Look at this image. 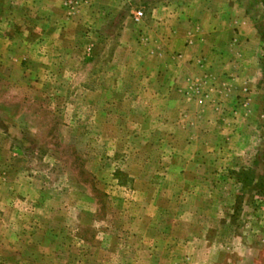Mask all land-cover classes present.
Returning <instances> with one entry per match:
<instances>
[{
    "label": "rangeland",
    "instance_id": "rangeland-1",
    "mask_svg": "<svg viewBox=\"0 0 264 264\" xmlns=\"http://www.w3.org/2000/svg\"><path fill=\"white\" fill-rule=\"evenodd\" d=\"M87 1L0 0V264H264V0Z\"/></svg>",
    "mask_w": 264,
    "mask_h": 264
},
{
    "label": "crops",
    "instance_id": "crops-1",
    "mask_svg": "<svg viewBox=\"0 0 264 264\" xmlns=\"http://www.w3.org/2000/svg\"><path fill=\"white\" fill-rule=\"evenodd\" d=\"M87 2H90V0H88ZM160 4H162V2L160 3ZM218 4H220V3H218ZM221 5V4H220ZM222 5L225 7V5H226V2H222ZM169 17H171V18H176L177 19V16L178 15H176V14H171V15H168ZM179 17V16H178ZM156 21H163V18H164V15H160V14H158V16H156ZM222 19V20H221ZM187 20L189 21V18H187ZM217 20H218V22L219 21H225L226 20V16L223 14H218V17H217ZM215 26V25H214ZM194 28H195V26H194ZM199 30H201V28L199 29ZM174 31H177V29L176 30H174ZM214 32H216V33H219L220 34V32H221V28H220V25H218V27H217V29L215 30V28H214V30H213ZM210 33V32H209ZM206 35H207V33H206ZM209 35V34H208ZM225 36V35H224ZM199 37H202L203 38V36L201 35V33L200 32H197V31H195V29L193 30V27L192 26H190V30L187 32V41H186V43H187V45H186V53H188L189 51H190V49H191V47H193L194 46V44H195V42H198L199 41ZM255 37V36H254ZM225 38V37H224ZM252 38H253V36H252ZM225 42V41H224ZM190 43V44H189ZM184 46H185V44H184ZM89 49H91V48H89Z\"/></svg>",
    "mask_w": 264,
    "mask_h": 264
},
{
    "label": "built area",
    "instance_id": "built-area-1",
    "mask_svg": "<svg viewBox=\"0 0 264 264\" xmlns=\"http://www.w3.org/2000/svg\"><path fill=\"white\" fill-rule=\"evenodd\" d=\"M143 15H144V12L143 11H141V10L137 11L135 13V20L136 21H139L142 18Z\"/></svg>",
    "mask_w": 264,
    "mask_h": 264
}]
</instances>
